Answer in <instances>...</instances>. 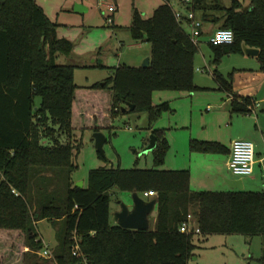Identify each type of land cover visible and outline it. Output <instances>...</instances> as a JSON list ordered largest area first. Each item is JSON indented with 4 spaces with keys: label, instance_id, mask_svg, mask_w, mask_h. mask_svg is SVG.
<instances>
[{
    "label": "trees",
    "instance_id": "obj_1",
    "mask_svg": "<svg viewBox=\"0 0 264 264\" xmlns=\"http://www.w3.org/2000/svg\"><path fill=\"white\" fill-rule=\"evenodd\" d=\"M198 6L204 7L202 21L220 22L235 33L231 44L210 43L216 61L225 54H245L244 46L255 47L264 71V0H250L248 7L240 0H232L230 6L221 0H194L192 11ZM57 27L37 0H0V237H8V243L25 236L22 264H34L27 247L37 251L44 246L35 228L43 219L64 222L63 238L55 248L57 264H81V257L72 253L74 235L90 264H188L197 247L195 234L264 237V190H193L188 169L158 167L96 168L90 170L87 186L76 185L72 173L78 147L62 141V135L78 129L100 131L104 125L98 119V100L109 92L111 105L104 108V116L113 118L131 103L135 108L126 112H146L151 125L170 108L167 102L153 104L154 90L199 88L194 66L198 45L170 3L161 4L150 18L135 10L130 30L135 40L150 41V65H120L108 80L80 86L75 67L57 62L60 54L73 50L69 39L58 36ZM217 79L233 92L232 80L220 74ZM251 105L249 97H234L231 111L248 113ZM164 132L153 131L157 146L164 140L157 166L168 149ZM190 148L226 150L219 142L198 139L191 140ZM113 189L142 197L155 191V226L127 229L112 224ZM189 214L200 233L180 230ZM9 256L0 249V264ZM257 264H264V255Z\"/></svg>",
    "mask_w": 264,
    "mask_h": 264
},
{
    "label": "rangeland",
    "instance_id": "obj_2",
    "mask_svg": "<svg viewBox=\"0 0 264 264\" xmlns=\"http://www.w3.org/2000/svg\"><path fill=\"white\" fill-rule=\"evenodd\" d=\"M37 1L43 6L49 18L58 24L62 35L69 37L74 44L75 52L82 55L70 58L69 55L60 54L57 60L60 64H69L75 67V82L80 86L108 80L113 75L115 68L120 65L141 66L144 60L151 56L152 45L146 39L137 41L132 36L130 25L136 10L134 8H137L144 18H150L155 10L165 2V0H121L118 6L117 0H112L116 5V11L112 14L113 22L109 23L108 16L111 13L106 6L101 4V0ZM170 1L183 16L184 29L191 34L192 25L187 17L192 10L180 4L179 0ZM193 1H190V5H193ZM241 1L243 6H250V0ZM221 2L225 6H230L232 0H221ZM77 4L89 6L90 9L77 11L82 10L77 8ZM203 9L204 7L200 6L196 8L197 19L202 17ZM198 40V51L194 59L195 82L202 87L193 91L195 97H191V93H193L191 91L154 90L153 104L160 105L167 102L170 108L162 110L151 125L146 112H121L113 118L109 115L104 116V110L107 111L111 105V94L107 97L108 99L101 98L98 100L101 108L98 119L104 125L100 132L107 138L104 155L100 154L96 148L94 129H78L69 136L62 135V141H70L79 150L78 152L76 149L77 156L75 157L77 168L72 173L75 183L83 182V185L87 186L90 170L103 167L124 169L158 167L171 170L190 166L195 172L198 160L195 156L191 157L190 152L197 151L191 150L190 141H188V145L185 143L186 137L190 138L192 132L194 136L199 135L200 138L213 141H218L220 137L224 139L230 137V129L223 124V115L221 112L216 113L219 112L216 110L217 104L222 101L220 96H224V92L216 88L218 83L213 72L231 80L234 67L244 66L245 69L239 72L247 73L251 72V69L248 68L258 66V62L242 53L225 54L220 61H216L215 52L209 43L210 35L203 34ZM92 54L95 57H91ZM94 58L97 63L94 62ZM40 100L37 97L36 103L40 104ZM261 104L264 106V101ZM209 105L210 109H208ZM191 122H194V127H189ZM185 126L187 127L185 128ZM155 129H164V138H167L169 143L164 161L159 166H157L156 157L164 147L163 138L153 150L146 151ZM206 153H208V157L220 155V153L214 152ZM258 169L259 166L255 173L256 182L253 181L252 186L246 185V190H264V174ZM229 174L248 181V176L240 177L231 172ZM228 180L225 178L220 182L222 185H226V183L229 184ZM214 184L212 185L214 190L221 189L219 180H215ZM111 193V219L112 222H116L114 214L121 209L119 200H122L123 193L120 190L111 191ZM125 200L133 201L132 192H125ZM123 202L127 203L124 200ZM154 216L155 212L150 215L151 220L154 219ZM63 223V221L55 222L48 219L36 223L35 228L39 238L43 240V248L49 246L53 251V257L44 256L43 248L31 251L27 247V251H30L28 260L31 263L57 264L55 248L63 238ZM0 238L1 251L10 255L7 259L9 264H22L21 258L17 262H15V258L17 255L22 256L26 246L25 236H22L20 240L8 243H4L8 237ZM194 241L197 247L188 264H257V259L264 255V237L261 235L195 234Z\"/></svg>",
    "mask_w": 264,
    "mask_h": 264
},
{
    "label": "crops",
    "instance_id": "obj_3",
    "mask_svg": "<svg viewBox=\"0 0 264 264\" xmlns=\"http://www.w3.org/2000/svg\"><path fill=\"white\" fill-rule=\"evenodd\" d=\"M166 2L171 4L170 0H165L164 3ZM116 3L119 6L121 3V0H117ZM179 3L185 6L186 8L188 9L190 8L192 10L193 5H190V1L179 0ZM77 5H81V4H77ZM41 7L43 8V6ZM81 9L82 10H77V11L89 10L90 8L89 6L85 7L83 5ZM135 9L137 10V8H134V10ZM174 10L178 12L175 8ZM194 13L196 16V12ZM212 13L219 15V12H216V11H213ZM198 19L202 21L201 18H198ZM202 22H203L202 35L208 34L210 36L217 28L220 27V24H221L220 22H215V21H202ZM57 33L59 37L69 39L67 35L66 36L62 35L63 33H61L58 27H57ZM74 49L75 47H73V51L69 55L70 58L81 57L82 55L75 52ZM91 57H95V55L92 54ZM249 58L256 60V62H258V66L255 65L253 66V68H248V69H251V72H247V73L239 72L245 69L244 66H240V67L236 66L233 68V71H234L233 77H231L232 85H233V89H232L233 92L226 90L224 86L221 84V82L217 79L218 73L213 72V75L216 77V81L218 83V86H216V88L224 92V96H220V100L222 101H220L219 104H217L218 108L216 110H219V112H216V113L221 112V114L223 115V119H224L223 124L226 125V127L230 129V137L228 139H224L223 137H220L219 140L216 141V142L223 144L226 147V150L224 152L220 153V155H217L218 157L216 155H211V157H208L209 155H207L208 153L206 152H192V153L190 152L191 157L195 156V158L198 160L197 166L195 168L196 169L195 172H193V169L190 166H186V168H180V169H188L190 171L191 173L190 185L193 190H214L212 188V185H215L214 184L215 180H219V183H220L219 186L221 187L220 190L222 191L237 189V188H232L227 183L226 185H222V182H220V181H223L225 178L229 180L238 178V177H234L233 175L229 174V172L233 173L229 167V161L231 158V148H232L233 142L237 139H246V140L252 141L255 145L256 163L254 166V172L252 175L248 176V181H245V179L242 178L245 190H246V185L252 186L253 185L252 182L253 181L256 182L257 179H256L255 173H256L258 166H259L258 170H261V173L264 174V139H263L264 137V106H262L261 104L264 101V82H263L264 71L261 70L260 68V61L258 59V56H250ZM94 62L97 63L96 58H94ZM197 85L199 87H202L199 84ZM84 86H88V85H84ZM110 94L111 92H109V95ZM191 95H192L191 97H195L194 92L191 93ZM223 97L225 98L223 99ZM234 97L238 98L239 100L249 97L252 100L251 106H253L254 109L250 110V112L248 113H233L231 111V102ZM210 108L211 107L209 105L208 109ZM187 125H188V122H187ZM186 127L187 126H185V128ZM189 127H194V122H191ZM192 139H198V140H203V141H213V140H207V139L200 138L199 135L194 136L193 132L190 138L186 137L184 141L188 145L189 144L188 141L191 142ZM216 154H219V153H216ZM201 168L202 170H200ZM173 170H179V169H173ZM116 190L118 189H113L112 191H116ZM121 192L123 193V197H122V200H119V204L121 205V202H123L124 200L128 204L131 205L132 204L131 201L125 200V192L123 191ZM152 198L154 197H149L148 199H152ZM154 212H155L154 219L151 220L150 218L151 227H154L156 223L157 207ZM111 222H112V219H111ZM112 224H117V223L112 222ZM25 249H26V246L24 247V251ZM16 258H15L16 260L15 262L19 261L18 259L21 258V255H17ZM6 263L9 264V261H7Z\"/></svg>",
    "mask_w": 264,
    "mask_h": 264
},
{
    "label": "built area",
    "instance_id": "obj_4",
    "mask_svg": "<svg viewBox=\"0 0 264 264\" xmlns=\"http://www.w3.org/2000/svg\"><path fill=\"white\" fill-rule=\"evenodd\" d=\"M191 1V0H188ZM101 4L105 5L111 15L108 16V22L112 23L113 18L112 14L116 11V5L111 0H101ZM176 16L179 20L183 19L181 13L176 12ZM187 19L192 25V33L190 34L191 39L194 43H198V38L202 36L203 32V22L200 19H197L194 11L188 15ZM235 40V33L230 28L219 27L217 28L210 36L209 43L211 44H231ZM250 109L253 110L254 107L250 106ZM264 139V137H263ZM256 163V152L255 145L252 141L246 139H237L233 142L231 148V158L229 161V167L234 175L243 177L252 175L254 172V166ZM156 195L155 191H146L144 197H154ZM193 216L189 214L187 220L183 222L180 227L182 232H189L190 230L200 233V228L193 223ZM74 244L72 246V253L76 256L81 257V264H90L87 259V255L83 253L79 239L76 235L73 236ZM43 255L47 257H53V251L49 246L43 248Z\"/></svg>",
    "mask_w": 264,
    "mask_h": 264
},
{
    "label": "water",
    "instance_id": "obj_5",
    "mask_svg": "<svg viewBox=\"0 0 264 264\" xmlns=\"http://www.w3.org/2000/svg\"><path fill=\"white\" fill-rule=\"evenodd\" d=\"M77 8H82V5H77ZM244 52L248 56H258L260 49L255 47L244 46ZM150 65V57H147L142 63V67H148ZM134 104H127L122 108L123 112L128 109L133 110ZM96 139V148L100 154L104 155V145L107 141L106 136L98 131L94 134ZM157 146V136L152 134L149 145L146 151L153 150ZM229 185L232 188L243 189V179L236 178L228 180ZM76 185L83 187V182H77ZM132 204L121 202V209L116 211L114 219L117 225L127 229H149L151 228L150 215L154 213L157 207V198L146 199L142 197L138 192L132 193Z\"/></svg>",
    "mask_w": 264,
    "mask_h": 264
}]
</instances>
